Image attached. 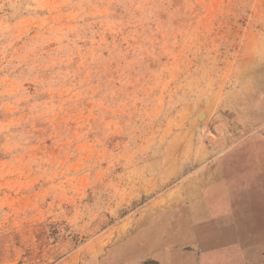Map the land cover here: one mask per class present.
<instances>
[{"label":"rangeland","instance_id":"1","mask_svg":"<svg viewBox=\"0 0 264 264\" xmlns=\"http://www.w3.org/2000/svg\"><path fill=\"white\" fill-rule=\"evenodd\" d=\"M166 255L264 264V0H0V264Z\"/></svg>","mask_w":264,"mask_h":264},{"label":"crops","instance_id":"2","mask_svg":"<svg viewBox=\"0 0 264 264\" xmlns=\"http://www.w3.org/2000/svg\"><path fill=\"white\" fill-rule=\"evenodd\" d=\"M160 260H161L162 264H171L169 262H170V260H173V258H172V256L166 255L163 258H161Z\"/></svg>","mask_w":264,"mask_h":264}]
</instances>
